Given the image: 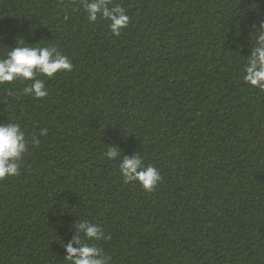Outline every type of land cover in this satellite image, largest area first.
<instances>
[{"label": "trees", "instance_id": "1", "mask_svg": "<svg viewBox=\"0 0 264 264\" xmlns=\"http://www.w3.org/2000/svg\"><path fill=\"white\" fill-rule=\"evenodd\" d=\"M115 5L119 36L81 0H0V58L22 38L73 64L44 98L0 85V122L29 141L0 180V264H68L81 220L104 230L108 264H264V91L243 79L264 0ZM133 154L159 170L153 191L124 182Z\"/></svg>", "mask_w": 264, "mask_h": 264}, {"label": "clouds", "instance_id": "2", "mask_svg": "<svg viewBox=\"0 0 264 264\" xmlns=\"http://www.w3.org/2000/svg\"><path fill=\"white\" fill-rule=\"evenodd\" d=\"M110 3L111 0H81L89 21L105 19L109 22L111 33L119 36L130 18L123 7H110ZM261 28H264V23ZM10 48L11 51L0 58V85L28 82L23 92L34 98L48 96L45 86L47 78L73 69L69 57L55 46H32L20 38L16 40V46ZM244 72L243 79L248 85L264 91V32L259 33L257 46L251 51ZM47 132L48 129H41L40 135H47ZM28 145L29 141L19 123L0 122V180L20 174V164L28 152ZM104 155L111 161L119 158L121 153L115 145H106ZM119 169L125 183L138 182L148 192L153 191L161 181L159 170L151 164H145L139 154L123 156L119 161ZM76 227L84 234L74 236L67 244H63L66 250L64 259L68 264H108V257L96 243L106 238L101 226L81 220Z\"/></svg>", "mask_w": 264, "mask_h": 264}]
</instances>
